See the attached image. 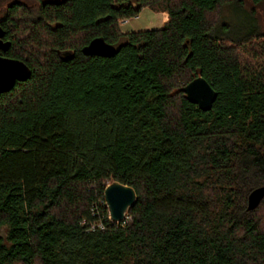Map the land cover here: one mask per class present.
Segmentation results:
<instances>
[{
  "label": "trees",
  "instance_id": "obj_1",
  "mask_svg": "<svg viewBox=\"0 0 264 264\" xmlns=\"http://www.w3.org/2000/svg\"><path fill=\"white\" fill-rule=\"evenodd\" d=\"M5 1L0 54L31 75L0 94V264H264V198L247 208L264 185V31L223 14L246 0ZM144 7L169 20L123 31ZM95 37L116 52H82ZM199 75L208 110L182 89ZM113 180L137 194L121 223Z\"/></svg>",
  "mask_w": 264,
  "mask_h": 264
},
{
  "label": "water",
  "instance_id": "obj_2",
  "mask_svg": "<svg viewBox=\"0 0 264 264\" xmlns=\"http://www.w3.org/2000/svg\"><path fill=\"white\" fill-rule=\"evenodd\" d=\"M5 31L0 25V51H7L10 41L4 40ZM116 47L106 42L102 37L93 38L82 48L85 54L113 55ZM65 56L69 52L64 53ZM31 75L30 66L22 59L4 56L0 54V94L10 91L17 82L25 81ZM186 97L196 103L201 109L208 110L212 107L216 98V91L202 75L196 76L183 86ZM137 198L135 189L120 181L113 180L104 189V199L108 207L110 219L114 222L123 221L127 211ZM264 198V185L251 190L248 195L247 208H256Z\"/></svg>",
  "mask_w": 264,
  "mask_h": 264
},
{
  "label": "rangeland",
  "instance_id": "obj_3",
  "mask_svg": "<svg viewBox=\"0 0 264 264\" xmlns=\"http://www.w3.org/2000/svg\"><path fill=\"white\" fill-rule=\"evenodd\" d=\"M30 1V0H29ZM6 1L1 4L0 12L2 11V5L4 6ZM244 8L226 7L224 9V18L231 22V33L243 34L251 32L255 29L264 31V4H259L251 10V3L246 0ZM254 12V13H253ZM156 12L150 7L143 8L137 17L131 18L127 23L120 24L123 31H138L158 28L159 17Z\"/></svg>",
  "mask_w": 264,
  "mask_h": 264
},
{
  "label": "crops",
  "instance_id": "obj_4",
  "mask_svg": "<svg viewBox=\"0 0 264 264\" xmlns=\"http://www.w3.org/2000/svg\"><path fill=\"white\" fill-rule=\"evenodd\" d=\"M156 14L159 17L158 24L160 25V27H162L169 20V15L165 11H159V12H156ZM156 14H153V15H156ZM137 16H135V17H137ZM160 27H158V28H160Z\"/></svg>",
  "mask_w": 264,
  "mask_h": 264
},
{
  "label": "built area",
  "instance_id": "obj_5",
  "mask_svg": "<svg viewBox=\"0 0 264 264\" xmlns=\"http://www.w3.org/2000/svg\"><path fill=\"white\" fill-rule=\"evenodd\" d=\"M130 19H131V18H124V19H121L119 22H120V24H122V23H127ZM126 218H127V215H126V217H125V219H124L123 221L116 222V223L124 222V221L126 220Z\"/></svg>",
  "mask_w": 264,
  "mask_h": 264
}]
</instances>
